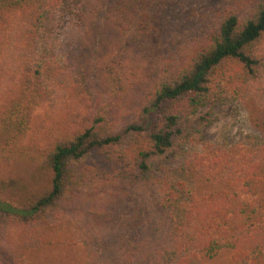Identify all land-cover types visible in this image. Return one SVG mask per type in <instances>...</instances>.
Listing matches in <instances>:
<instances>
[{"label": "trees", "instance_id": "trees-1", "mask_svg": "<svg viewBox=\"0 0 264 264\" xmlns=\"http://www.w3.org/2000/svg\"><path fill=\"white\" fill-rule=\"evenodd\" d=\"M184 1L0 0V173L36 150L56 85L85 103L40 153L43 188L0 198V264L52 244L86 264H264V143L197 148L208 103L264 107V0H234L170 49L155 10Z\"/></svg>", "mask_w": 264, "mask_h": 264}, {"label": "rangeland", "instance_id": "rangeland-1", "mask_svg": "<svg viewBox=\"0 0 264 264\" xmlns=\"http://www.w3.org/2000/svg\"><path fill=\"white\" fill-rule=\"evenodd\" d=\"M234 0H185L179 5L156 8L162 38L170 49H177L198 38L213 14L227 8ZM7 48L0 46V52ZM0 57V102L10 96L11 69L4 67ZM51 100L39 106L33 114L28 139L36 150L14 159L0 173V198L19 205L31 194L41 190L47 175L40 168V153L52 138L63 136L83 122L85 103L57 86ZM242 102L228 94L208 103L201 111H210L208 122L201 128L203 142L197 147L205 152L218 148L248 149L264 143V107ZM153 162V161H152ZM27 264H86L81 245H47L32 250Z\"/></svg>", "mask_w": 264, "mask_h": 264}]
</instances>
